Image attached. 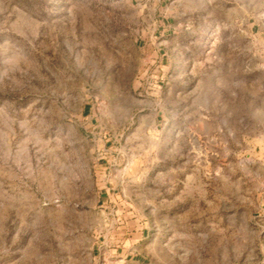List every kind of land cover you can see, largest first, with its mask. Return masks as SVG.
<instances>
[{
  "label": "rangeland",
  "instance_id": "obj_1",
  "mask_svg": "<svg viewBox=\"0 0 264 264\" xmlns=\"http://www.w3.org/2000/svg\"><path fill=\"white\" fill-rule=\"evenodd\" d=\"M0 264H264V0H0Z\"/></svg>",
  "mask_w": 264,
  "mask_h": 264
}]
</instances>
